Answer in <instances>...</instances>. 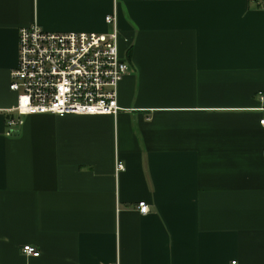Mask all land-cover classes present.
<instances>
[{"label":"crops","instance_id":"0c3cea01","mask_svg":"<svg viewBox=\"0 0 264 264\" xmlns=\"http://www.w3.org/2000/svg\"><path fill=\"white\" fill-rule=\"evenodd\" d=\"M263 4L0 0V264H264ZM113 11L117 114L6 135L18 28L105 33Z\"/></svg>","mask_w":264,"mask_h":264},{"label":"built area","instance_id":"2783aa9c","mask_svg":"<svg viewBox=\"0 0 264 264\" xmlns=\"http://www.w3.org/2000/svg\"><path fill=\"white\" fill-rule=\"evenodd\" d=\"M104 20L111 26L105 33L51 31L35 22L18 28L17 60L9 71L8 84L16 93V102L5 110L6 135L18 129L24 117L34 114H117L118 84L130 66L119 48L115 12ZM259 123L264 127V117ZM114 166L115 172L124 168L119 160ZM136 207L140 213L148 211L144 201ZM22 251L38 255L29 245Z\"/></svg>","mask_w":264,"mask_h":264}]
</instances>
